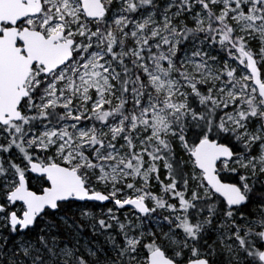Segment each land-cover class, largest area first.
<instances>
[{"label": "snow or ice", "instance_id": "1", "mask_svg": "<svg viewBox=\"0 0 264 264\" xmlns=\"http://www.w3.org/2000/svg\"><path fill=\"white\" fill-rule=\"evenodd\" d=\"M0 264H264V0H0Z\"/></svg>", "mask_w": 264, "mask_h": 264}]
</instances>
